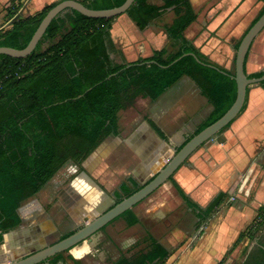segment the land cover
I'll return each mask as SVG.
<instances>
[{
  "label": "crops",
  "instance_id": "crops-1",
  "mask_svg": "<svg viewBox=\"0 0 264 264\" xmlns=\"http://www.w3.org/2000/svg\"><path fill=\"white\" fill-rule=\"evenodd\" d=\"M58 1L0 0V29ZM189 1L196 18L184 30V37L210 61L233 74L237 45L264 9V0ZM18 3L17 12L8 19V7ZM173 18L169 8L141 30L123 13L113 19L110 37L128 62L151 56L155 50L174 52L178 45L165 29ZM245 69L247 74L264 72V28L250 46ZM212 111L211 102L187 75L154 100L138 96L131 106L118 112L116 134L108 135L81 165H63L18 207L20 224L10 230L0 257H8V252L23 243L51 244L74 226L79 227L88 213L98 212L100 206L110 207L121 183L132 179L141 184L152 178L164 163V154L181 146ZM220 193L224 195L220 203L206 212ZM30 211L31 219H26ZM131 213L138 219L136 224L127 225L129 215L117 217L90 242L65 251L66 255L72 261L88 260L97 251L98 260L93 264H104L107 253L112 252L111 244L119 253L109 260L114 264L121 256L147 251L153 239L169 250L162 264H245L250 251L259 245V223L264 225V85H250L244 108L228 128L198 147ZM116 223L128 229L140 228L142 234L138 237L127 231L119 235L111 231ZM61 226L66 230L61 232ZM53 236L57 238L50 240ZM106 236L107 249L98 252L95 246ZM131 246L136 251L124 255ZM66 262L63 257L61 263Z\"/></svg>",
  "mask_w": 264,
  "mask_h": 264
},
{
  "label": "trees",
  "instance_id": "trees-1",
  "mask_svg": "<svg viewBox=\"0 0 264 264\" xmlns=\"http://www.w3.org/2000/svg\"><path fill=\"white\" fill-rule=\"evenodd\" d=\"M79 1L92 9H106L125 0ZM56 3L0 29V46L25 47ZM19 6L8 7V19ZM169 8L174 18L165 29L178 45L174 52L155 50L151 56L128 62L110 37L115 17L90 18L67 8L50 22L29 55L13 58L0 54V244L3 234L20 224L18 207L39 192L66 162L81 165L108 135L116 134L118 112L131 106L138 96L154 100L183 75L189 76L213 105L195 133L231 106L236 96L232 73L210 61L184 37V30L196 18L189 0H162L161 4L134 0L125 13L142 30ZM141 186L132 179L125 180L115 201ZM223 196L220 193L205 211H212ZM126 215L130 216L127 225L138 222L131 209L120 216ZM259 224V245L250 251L245 264H264V225L262 221ZM168 256L169 250L152 239L147 251L121 256L114 264H162ZM62 259V252L58 253L50 258L51 264Z\"/></svg>",
  "mask_w": 264,
  "mask_h": 264
},
{
  "label": "water",
  "instance_id": "water-1",
  "mask_svg": "<svg viewBox=\"0 0 264 264\" xmlns=\"http://www.w3.org/2000/svg\"><path fill=\"white\" fill-rule=\"evenodd\" d=\"M133 1L134 0H125L119 6L106 9H92L82 4L79 0H61L46 12L25 47L18 49L9 46H0V54H5L13 58H22L29 55L35 49L50 22L67 8L74 9L80 14L90 18H112L125 13ZM263 28L264 11L254 23L250 25L239 42L234 61V73L231 75L236 82V96L231 106L217 120L193 134L179 149L174 148L172 152L168 151L165 153V161L154 173L153 177L142 182V186L129 196L124 197L119 202H116L115 199H111L109 202L110 207L104 209L103 206H100L98 212L88 213L81 218L79 222L80 226H76L75 231L68 236L43 247L39 245L31 246V248L25 252L27 255L18 259H14L13 256H8L6 258L0 257V264H39L58 253L73 249L80 243L85 241L90 242L92 237L109 222L125 211L132 209L137 203L166 182L198 147L214 137L239 115L246 100L247 88L252 84L264 81V73L259 77H248L245 72V59L247 53L253 40ZM192 55L195 59L200 61L196 55ZM69 162L70 161L66 163ZM11 232L12 231H8L3 234V242L0 244V249L4 246L6 237L10 235Z\"/></svg>",
  "mask_w": 264,
  "mask_h": 264
},
{
  "label": "rangeland",
  "instance_id": "rangeland-1",
  "mask_svg": "<svg viewBox=\"0 0 264 264\" xmlns=\"http://www.w3.org/2000/svg\"><path fill=\"white\" fill-rule=\"evenodd\" d=\"M25 14H27V12H25ZM253 85V84H252ZM228 128V127H227ZM225 130V129H224ZM217 135V134H216ZM117 218V217H116ZM116 225H117V227H114L113 229H111V231L113 230L114 232H116L117 234H119V235H122V234H124L125 232H131V235H133V236H138L139 237V235L140 234H142V233H140L141 232V230H140V228H134V229H128V226H126V227H124V226H120V225H118L117 223H116ZM122 225H124V223L122 224ZM113 226H115V222L114 223H112L111 225H110V227H113ZM73 228H75V226L73 227ZM108 229H110V228H108ZM66 230V227H64V226H61L60 227V231L61 232H63V231H65ZM109 231V230H108ZM113 236H115V233H113ZM108 236H106V238H104V239H102L101 241H99L98 242V244L95 246V250H97L98 249V252H101V250H104V248H106L107 249V246H108V238H107ZM57 237L56 236H53V237H51L50 238V240H55ZM106 243H108V244H106ZM109 246L110 247H112V252H110V253H107V255H112V256H116V255H118L119 253H116V249H114V246L113 245H111V244H109ZM138 247H139V245H138ZM137 247V248H138ZM143 248V247H142ZM136 251V249H134V247H129L128 249H127V251H123V253H124V255H131L133 252H135ZM62 254H63V257H66L67 258V262H66V264L68 263V264H74L73 263V261L71 260V258H69V256H67L66 255V253L65 252H62ZM97 251L96 252H92L90 255H89V259H88V262L87 261H85V260H82V259H80V262H81V264H93V260L94 261H97L98 260V258H97ZM112 258H110V260H111ZM62 260H60V262H61ZM82 261H84V262H82ZM102 263V262H101ZM104 263V262H103ZM110 263V261L108 262V264Z\"/></svg>",
  "mask_w": 264,
  "mask_h": 264
},
{
  "label": "flooded vegetation",
  "instance_id": "flooded-vegetation-1",
  "mask_svg": "<svg viewBox=\"0 0 264 264\" xmlns=\"http://www.w3.org/2000/svg\"><path fill=\"white\" fill-rule=\"evenodd\" d=\"M17 211H18V209H17ZM26 215V214H25ZM26 219H31V211L29 212V213H27V215L26 216H24ZM25 218H23V219H25ZM105 227V226H104ZM103 227V228H104ZM102 228V229H103ZM59 240V239H58ZM57 240H55L54 242H56ZM2 242H3V240H2ZM51 243H53V242H51ZM31 248V244H22L20 247H18L16 250H13V251H11V252H8V256L9 257H11V256H13L14 257V259H18V258H21V257H24V256H26L27 255V253L25 254V252H27L29 249ZM20 251V252H19ZM32 252V251H31ZM51 258V257H50ZM50 258H48L46 261H44V262H41V264H51V260H50ZM110 258H113V256L111 255H108V257H105L104 258V260H103V262H104V264H108V262H109V260H110ZM82 260H85V261H87L88 262V260H87V258L86 259H82ZM82 262H84V261H82ZM73 263L74 264H81V262H80V260H73ZM40 264V263H39ZM54 264H63V263H61L60 261H57L56 263H54ZM68 264V263H67Z\"/></svg>",
  "mask_w": 264,
  "mask_h": 264
},
{
  "label": "bare ground",
  "instance_id": "bare-ground-1",
  "mask_svg": "<svg viewBox=\"0 0 264 264\" xmlns=\"http://www.w3.org/2000/svg\"><path fill=\"white\" fill-rule=\"evenodd\" d=\"M237 47V46H236ZM164 48V47H163ZM228 72V71H227ZM9 238V235L7 236V239ZM2 249V248H1ZM0 252H1V250H0Z\"/></svg>",
  "mask_w": 264,
  "mask_h": 264
}]
</instances>
